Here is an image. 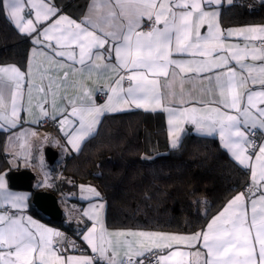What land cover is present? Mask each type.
I'll return each instance as SVG.
<instances>
[{"label": "snow or ice", "instance_id": "6c2138e0", "mask_svg": "<svg viewBox=\"0 0 264 264\" xmlns=\"http://www.w3.org/2000/svg\"><path fill=\"white\" fill-rule=\"evenodd\" d=\"M224 3L232 5L234 0H91L78 22L52 0H0V11L34 45L25 71L0 67V121L15 128L26 94L31 113L35 90L41 97L36 105L40 116L55 120L57 114L63 115L61 126L73 125L71 132L65 133L68 143L80 151L81 143L96 133L105 113L131 107L161 109L169 116L171 148L179 147L182 125L189 123L205 136H218L234 162L250 170L248 196L237 194L204 232L192 236L109 233L100 219L104 204L90 205L83 215L94 223L81 237L105 264H144L146 253L153 249L194 246L193 242L202 243L206 250L202 264H264V141L255 139L257 130L264 135V88H249L250 84L264 86V63L244 62L249 57L264 61V26L221 29L219 8ZM206 6L216 7L206 10ZM233 36L260 43L243 47L227 44L226 39ZM38 57H44V63H36ZM93 75L115 77L106 86L110 94L103 104L96 103L86 83ZM76 76L80 79L71 80V85L78 94L61 97L66 99L61 107L57 96ZM162 78L166 93L161 91ZM193 80L206 81L201 92L212 99L195 100L185 94L183 84ZM177 81L179 97L173 91ZM6 89H10L8 100ZM185 95L190 98L185 100ZM166 98L181 106H165ZM195 104L200 106H185ZM69 117L76 118L78 126ZM81 187L102 199L94 187ZM28 199L9 191L0 174V264H94L87 256L62 254L65 243L68 248L77 246L60 231L25 216ZM120 248L124 249L122 257ZM189 255L170 251L152 264H187Z\"/></svg>", "mask_w": 264, "mask_h": 264}, {"label": "trees", "instance_id": "16d2710c", "mask_svg": "<svg viewBox=\"0 0 264 264\" xmlns=\"http://www.w3.org/2000/svg\"><path fill=\"white\" fill-rule=\"evenodd\" d=\"M55 1L81 18L88 0ZM222 13L225 24L264 23V1L256 7L232 4ZM31 45L0 11V64L25 66ZM10 132L0 131V173L9 167L6 144ZM55 164L51 167L59 177L50 191L59 202L65 197L76 200L72 193L79 183L94 180L107 202L106 223L114 228L200 230L250 182L249 171L234 162L218 138L187 129L179 147L173 149L164 115L139 109L104 115L80 151L66 157L61 166ZM30 208L69 235L80 237L72 221L65 217L53 220L34 204Z\"/></svg>", "mask_w": 264, "mask_h": 264}, {"label": "crops", "instance_id": "0c3cea01", "mask_svg": "<svg viewBox=\"0 0 264 264\" xmlns=\"http://www.w3.org/2000/svg\"><path fill=\"white\" fill-rule=\"evenodd\" d=\"M259 1H264V0H259ZM55 5L62 9L63 13L65 15L70 16L73 19H76L79 22L80 18H76L73 16L71 13L68 11L64 10L60 5L56 3L55 0H52ZM91 2V0L87 1V4L85 6L84 12L82 16L87 12V5ZM229 6L228 4L224 3L220 8V16H219V26L223 30H232V29H240V28H246V27H260L264 26V23H235V24H225L223 21V9L225 7ZM216 6H212L209 8L206 6V10H215ZM26 15H27V8H26ZM206 28V26H205ZM146 30V29H145ZM201 33L205 34V29H201ZM226 43L229 45H240L243 47L246 43H248L250 46L251 45H259L258 41H250L246 42L242 37H228L226 39ZM34 48V45L32 43L29 52H28V57H27V62L25 66L18 65L16 63H6V64H0V67H8V66H15L18 67L21 71H25L27 66L30 63V56H31V51ZM247 64H255L259 66L260 64L264 63V61H253L249 57L244 61ZM36 63H44V57H38L36 60ZM234 64V62H233ZM239 70V69H238ZM80 77H72L70 78V82L66 84L60 91L59 95L57 96V104L60 105L61 107L66 104V99H61V97L65 98H70L72 96H75L78 94V89L72 87L71 85V80H79ZM115 79L113 77L112 79H103L99 78L96 75H93L91 79L86 80V83L90 89L93 90V97L96 100V103L103 104L106 102L108 95L110 94L108 92V88L106 86L111 85L112 80ZM37 83H40L39 78L37 77L36 80ZM206 81L204 83H200L199 81L193 80L191 82H185L183 84V92L185 94L190 93L192 98H195V100H204V101H209L212 99V97L205 95L201 92V89L206 86ZM45 84H47V81L45 80ZM161 91L166 93V90L163 88L164 80L163 78L161 79ZM125 87H127V81H125ZM249 88L253 91H259L264 86H261L259 84L249 85ZM103 89V91H101ZM173 91H175L177 97L180 96L181 94V87H180V82L177 81L176 84L174 85ZM33 99L31 101V113L27 111L29 107L28 103V97L27 94L25 95L24 101H23V107L20 112L19 120L17 122V125L15 128H12L6 121H0V124H3V127H0V131H10L8 137H7V144H6V151L9 155L8 161H9V167L2 171L0 174L4 175L7 187L9 191L22 194V195H27L29 199L27 200V208L24 211L25 216H30L32 217L33 220L38 222L39 224H43L46 227L52 228L54 230L63 232L64 230L61 229L59 226L35 215L30 209L31 205L33 204L32 198L33 194L35 193V188H39V190H46L50 191V188L53 186V182L55 179L58 177L55 176L53 173L54 168H52L47 160L45 150L47 147H52L58 152V158H61V163H59V166H61L65 160L66 157L73 153H77L75 149L72 148V146L68 143L69 137L65 135L66 132H71L73 125H64L63 127L60 124V121L63 120L64 116L57 114V118L55 120L49 118V117H42L39 114V110L36 107V105L40 102V94L37 93L35 90H33L32 93ZM10 97V89L5 90V99L8 100ZM190 97L188 95L184 96L185 100H188ZM49 101H51V96L48 97ZM165 106L167 107H173L177 108L180 107L181 105L178 102L174 103H169L168 99L166 98L164 101ZM185 106H197L199 107V104L195 105H185ZM215 106V105H212ZM47 107V105H45ZM144 110V111H151V110H145L142 108H127L126 110L123 111H129V110ZM70 110V109H69ZM8 112H10V105L7 109ZM50 114L52 113V110L49 109ZM123 111H118V112H123ZM151 112H161L166 120L167 123V132L169 136V140L171 142V135H170V125L168 124V113L166 111H163L161 109H157L156 111H151ZM110 113H117V112H108L106 114ZM103 116L101 117V119ZM69 119L73 120L74 125L78 126V122L76 121V118L69 117ZM18 125H21L20 127L17 128ZM184 131L187 129L193 130L196 134L205 136L199 132L196 131L195 126L189 123H184L182 125ZM98 128V127H97ZM183 131V132H184ZM183 132L180 133V137L182 138ZM209 137H216L218 136H209ZM89 138V137H88ZM86 138L80 145V149L83 146L84 142L88 139ZM264 141V135H262V140ZM251 154V153H250ZM61 156V157H60ZM56 160V162H57ZM23 169H28L32 171L35 174V180L33 182L34 185V190L29 191V190H23V189H14L10 185L9 181V174L12 171L15 170H23ZM249 175H250V170ZM39 175V176H38ZM250 179V176H249ZM51 183L50 185L47 186V184ZM250 183V182H249ZM85 184V185H84ZM92 186L94 187L98 192H100L102 199L100 198H95L92 197L91 194H87L89 198H85L84 200L81 199H76L72 201H68V199L65 197L64 202H61L60 200V205L63 208L64 211V217L67 221H72L74 223L75 228L79 231V236L82 240L81 233H83L87 228L92 227L94 221L89 220L86 216L83 215V212L89 209V206L92 204L96 203H103L104 208L100 212V219L102 220L104 227L109 233H114V232H151V233H163L167 235H179V236H192L195 233H202L207 229V226L211 223L212 219L216 217L223 209L224 207L228 204V202L235 197L239 193H245V196H248V192L245 191H237L235 192L223 205V207L214 215H212L207 224L200 230L190 232V233H185V232H176V231H168V230H155V229H144V228H127V227H119V228H114V227H109L106 223V210H107V202L103 198V193L101 191L100 186L98 183L94 180H83L79 183L78 189L80 186ZM38 190V191H39ZM258 195V194H257ZM74 201V202H73ZM75 204V207L73 204ZM249 208V214H250V204L248 205ZM123 239V238H121ZM83 241V240H82ZM87 245L86 242L83 241ZM194 246H189L187 244H179V245H174L172 249H153L152 251H160V255H167L170 251H184L191 253V255L185 257V260L187 264H202L203 259L205 258L206 250L203 249L202 243L201 244H195L193 242ZM90 247L89 245H87ZM120 257L123 256L124 254V249L120 248ZM199 252L200 256L198 257L196 253ZM150 252L146 253L145 256H147ZM69 255H75V256H87L90 257L88 254H81V253H73ZM91 258V257H90ZM119 258V257H118Z\"/></svg>", "mask_w": 264, "mask_h": 264}, {"label": "water", "instance_id": "95a60500", "mask_svg": "<svg viewBox=\"0 0 264 264\" xmlns=\"http://www.w3.org/2000/svg\"><path fill=\"white\" fill-rule=\"evenodd\" d=\"M47 160L50 165H53L58 157V152L52 147H47L45 150ZM35 174L28 170H15L9 174L10 185L14 189L34 190L33 182ZM32 202L35 207L44 213L46 216L56 221H62L64 211L60 205L58 197L51 191L39 190L33 194Z\"/></svg>", "mask_w": 264, "mask_h": 264}, {"label": "built area", "instance_id": "2783aa9c", "mask_svg": "<svg viewBox=\"0 0 264 264\" xmlns=\"http://www.w3.org/2000/svg\"><path fill=\"white\" fill-rule=\"evenodd\" d=\"M258 1L259 0H234L233 4H242V5H246L247 7H256L258 5ZM145 29L147 30V27H145ZM258 43H260L258 41ZM255 139L257 141V143H260L262 140V135L260 130H257ZM248 184H245L242 187V191L246 192V188L248 187ZM64 234V237L67 238V240L73 241L75 243V245L77 246L76 248H68L67 247V243H65L64 247L66 249V252L62 253L64 255H69V254H73V253H81V254H88L90 255V257L93 259L94 264H105L104 261L99 260L98 255L96 253H93L91 251V248L88 247L85 243H83V241L81 240L80 237L78 236H72L69 235L67 232L63 231L61 232ZM160 251H151L147 256H145L144 259V264H152V261H155L156 258L158 256H160Z\"/></svg>", "mask_w": 264, "mask_h": 264}, {"label": "rangeland", "instance_id": "374dc122", "mask_svg": "<svg viewBox=\"0 0 264 264\" xmlns=\"http://www.w3.org/2000/svg\"><path fill=\"white\" fill-rule=\"evenodd\" d=\"M61 157V156H60ZM62 161H61V158H58V160H57V162H56V166L58 165L59 166V163H61ZM39 176V175H38ZM51 183H49V184H47V186L48 185H50ZM85 185V184H84ZM81 186H83V185H81ZM80 186V188L79 189H77V191H75V192H73L72 193V197H74V198H76V199H81V200H84L85 199V197H87L88 195L87 194H89L87 191H84L83 189H82V187ZM85 187H87V186H85ZM62 202H64V198H62ZM74 202V201H73ZM71 203V204H73L74 205V207H75V204L74 203Z\"/></svg>", "mask_w": 264, "mask_h": 264}]
</instances>
